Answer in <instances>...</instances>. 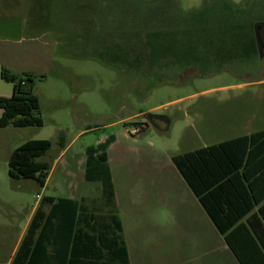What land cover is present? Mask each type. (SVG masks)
I'll return each instance as SVG.
<instances>
[{
	"label": "rangeland",
	"instance_id": "374dc122",
	"mask_svg": "<svg viewBox=\"0 0 264 264\" xmlns=\"http://www.w3.org/2000/svg\"><path fill=\"white\" fill-rule=\"evenodd\" d=\"M175 1L188 13L205 0ZM127 8L133 9L130 0H0V96L13 93L1 77L3 67L34 74L44 122L0 127V264L9 263L42 196L98 202L101 182L85 179L86 150L110 136L108 165L132 263L225 264L224 252L215 251L221 236L172 157L224 131L264 128V57H224L214 62L227 64L220 72L150 88L158 75L128 70ZM251 12L264 21V0H256ZM148 113L168 122H152ZM29 139L52 141L38 158L49 166L46 187L9 175L11 153Z\"/></svg>",
	"mask_w": 264,
	"mask_h": 264
},
{
	"label": "trees",
	"instance_id": "16d2710c",
	"mask_svg": "<svg viewBox=\"0 0 264 264\" xmlns=\"http://www.w3.org/2000/svg\"><path fill=\"white\" fill-rule=\"evenodd\" d=\"M116 1L122 3L123 0ZM130 1L133 9L127 8L126 11L131 9L132 16L125 44L128 58L133 61L125 64H128V70L136 73L158 75L149 87L164 83L181 84L188 76L205 77L220 72L227 64L214 62L224 57L234 59L259 55L254 23L262 20L259 14L251 12L256 0H246L240 4L231 0H205L199 11L188 13L182 12L175 0ZM124 4L119 5V10ZM261 32L264 40V25ZM94 55L99 58L98 53L94 52ZM101 59L106 64L114 65L103 57ZM116 64L119 68L126 67L124 63ZM1 77L13 84V93L9 97L0 96V127L10 124L17 127L42 126L44 122L39 114L40 102L34 90L36 76L30 72L11 73L3 67ZM261 136H264V130L242 135L223 144L236 142L247 147ZM112 141L114 136L87 148L85 168L86 180L101 182L102 196L108 206V219H96L93 214L89 219H94L95 223L86 225L92 232L85 229V224L81 230L83 217L78 201L60 198V202L71 204L67 207L66 219L71 230L67 241L72 245L70 264H130L122 221L115 209V187L108 165V148ZM220 146H203L175 154L172 161L204 209L210 213L218 230L224 234L238 219H219L211 203L209 187L214 182V175L209 170L208 161L219 151ZM51 147L52 141L49 139L27 140L11 153L9 175L33 179L44 186L49 176V166L38 158ZM55 208L59 206L54 205L53 213ZM46 218L39 209L11 264H37L42 261L44 252L37 244L34 245L32 234L33 229ZM50 221L51 214L45 223Z\"/></svg>",
	"mask_w": 264,
	"mask_h": 264
},
{
	"label": "crops",
	"instance_id": "0c3cea01",
	"mask_svg": "<svg viewBox=\"0 0 264 264\" xmlns=\"http://www.w3.org/2000/svg\"><path fill=\"white\" fill-rule=\"evenodd\" d=\"M261 130H264V128L254 130L245 128L241 130L242 132L236 133L230 130V132L224 131L223 134L221 133L220 138L205 145H221L219 151L208 161L209 170L214 175V182L209 187V191L212 193L211 203L216 210L215 213L219 216V219H238L229 226L224 234H221L210 213L204 209L196 197L206 218L211 220L213 227L221 236L218 239L219 248L215 249V251L224 252L225 255L222 252L221 254L222 261L225 264H264V136L257 138L247 147L236 142L223 144L225 141ZM113 182L115 187L114 177ZM46 185L47 180L42 187H46ZM60 198L78 201V205L82 209L81 216L83 217L81 219V230L83 229L82 225L85 224V229L89 230L90 228H87L86 225L95 223L94 219H89L93 214L96 219H108V206L102 195L98 198V202H94V198L86 196H42L33 208L30 219H28L24 230L20 234L8 264H11L39 209L47 218L51 214V221L45 223L46 218L44 221L42 220L37 228L33 229V243L43 250L45 256L37 264H70L72 245L67 243V241H69L71 230L68 228L66 219L67 207L71 204L60 202ZM115 202L116 213L122 219L118 213L119 203L116 187ZM54 205L59 206V208H55V213H53L54 209L52 210ZM87 213L89 214L87 215ZM103 222L106 223V220ZM122 225L124 234L123 221ZM89 232L92 231L89 230ZM125 241L129 251L130 264H133L126 238Z\"/></svg>",
	"mask_w": 264,
	"mask_h": 264
},
{
	"label": "water",
	"instance_id": "95a60500",
	"mask_svg": "<svg viewBox=\"0 0 264 264\" xmlns=\"http://www.w3.org/2000/svg\"><path fill=\"white\" fill-rule=\"evenodd\" d=\"M264 25V21H257L254 23V33H255V38H256V44H257V49L260 57H264V40L262 37V26ZM147 117L151 119H159L165 122H168V119L164 115L160 114H154V113H148ZM153 122V120H151Z\"/></svg>",
	"mask_w": 264,
	"mask_h": 264
},
{
	"label": "built area",
	"instance_id": "2783aa9c",
	"mask_svg": "<svg viewBox=\"0 0 264 264\" xmlns=\"http://www.w3.org/2000/svg\"><path fill=\"white\" fill-rule=\"evenodd\" d=\"M135 131H137V128H135L133 132H135Z\"/></svg>",
	"mask_w": 264,
	"mask_h": 264
},
{
	"label": "flooded vegetation",
	"instance_id": "af4514ba",
	"mask_svg": "<svg viewBox=\"0 0 264 264\" xmlns=\"http://www.w3.org/2000/svg\"><path fill=\"white\" fill-rule=\"evenodd\" d=\"M151 120H153V121H154L155 119H151Z\"/></svg>",
	"mask_w": 264,
	"mask_h": 264
}]
</instances>
